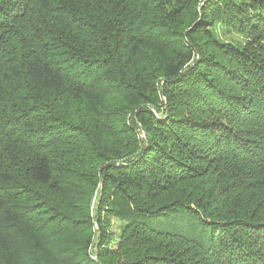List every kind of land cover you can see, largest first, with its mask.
Here are the masks:
<instances>
[{"label":"trees","instance_id":"1","mask_svg":"<svg viewBox=\"0 0 264 264\" xmlns=\"http://www.w3.org/2000/svg\"><path fill=\"white\" fill-rule=\"evenodd\" d=\"M0 264H264V0H0Z\"/></svg>","mask_w":264,"mask_h":264},{"label":"rangeland","instance_id":"2","mask_svg":"<svg viewBox=\"0 0 264 264\" xmlns=\"http://www.w3.org/2000/svg\"><path fill=\"white\" fill-rule=\"evenodd\" d=\"M211 32L213 33L214 37L220 41L224 42H232L234 44H238L242 46L245 44L247 35L238 33L234 31L229 25L224 20L221 19H214L211 22ZM140 137L143 138L144 134L141 132L139 134ZM98 198V189L95 191L94 195L91 197L90 200V209H91V215H94L95 211V204ZM108 225L106 228V237L109 239L111 244V248H115V245L118 241V236H119V230H120V225L121 222L118 221L117 218L111 216L110 218L107 219ZM106 222V223H107ZM94 232H95V238L94 241H96V236H98V227L96 223H94ZM96 249V245H92L90 251L93 253ZM111 258L107 259L105 258L104 261L108 262ZM123 258L120 259L122 261Z\"/></svg>","mask_w":264,"mask_h":264}]
</instances>
